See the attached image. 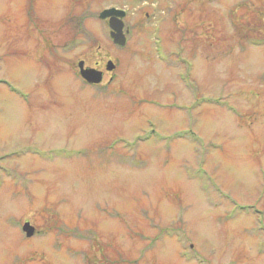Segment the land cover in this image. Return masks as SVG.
<instances>
[{"label": "rangeland", "instance_id": "obj_1", "mask_svg": "<svg viewBox=\"0 0 264 264\" xmlns=\"http://www.w3.org/2000/svg\"><path fill=\"white\" fill-rule=\"evenodd\" d=\"M259 39L264 0H0V264H264Z\"/></svg>", "mask_w": 264, "mask_h": 264}, {"label": "water", "instance_id": "obj_2", "mask_svg": "<svg viewBox=\"0 0 264 264\" xmlns=\"http://www.w3.org/2000/svg\"><path fill=\"white\" fill-rule=\"evenodd\" d=\"M124 15L122 11L115 9L103 10L99 17L101 19L109 18L108 24L111 29L110 36L113 42L118 45H123L125 43V37L122 32L123 23L121 17ZM79 74L88 83L98 84L102 80V72L93 68H85L84 62L81 60L78 62ZM114 68V64L108 61L106 64V70L110 71ZM22 230L27 237H30L34 233V227L30 225L29 222H24L22 225Z\"/></svg>", "mask_w": 264, "mask_h": 264}, {"label": "trees", "instance_id": "obj_3", "mask_svg": "<svg viewBox=\"0 0 264 264\" xmlns=\"http://www.w3.org/2000/svg\"><path fill=\"white\" fill-rule=\"evenodd\" d=\"M257 43L259 44V43H264V39H259V40H257Z\"/></svg>", "mask_w": 264, "mask_h": 264}]
</instances>
